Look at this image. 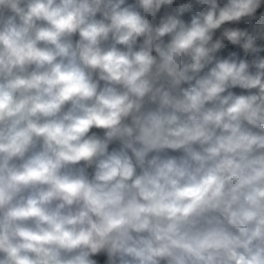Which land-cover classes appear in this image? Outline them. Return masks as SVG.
Masks as SVG:
<instances>
[{
  "label": "clouds",
  "instance_id": "9594fccd",
  "mask_svg": "<svg viewBox=\"0 0 264 264\" xmlns=\"http://www.w3.org/2000/svg\"><path fill=\"white\" fill-rule=\"evenodd\" d=\"M0 264H264V0H0Z\"/></svg>",
  "mask_w": 264,
  "mask_h": 264
}]
</instances>
